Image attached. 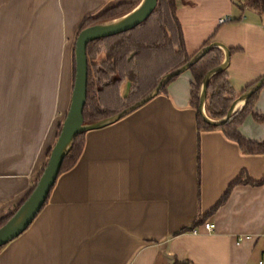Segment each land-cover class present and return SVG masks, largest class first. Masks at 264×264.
Instances as JSON below:
<instances>
[{
    "label": "crops",
    "instance_id": "0c3cea01",
    "mask_svg": "<svg viewBox=\"0 0 264 264\" xmlns=\"http://www.w3.org/2000/svg\"><path fill=\"white\" fill-rule=\"evenodd\" d=\"M128 1L0 0V220L30 194L57 140L83 19ZM248 2L178 0L175 11L188 55L209 39L230 49L236 95L264 75V4ZM191 82L185 70L119 121L86 132L77 164L0 249V264H259L264 155L198 129ZM129 88L122 82L119 95ZM253 110L264 116V85ZM238 131L264 142L251 115ZM240 176L257 185L232 186Z\"/></svg>",
    "mask_w": 264,
    "mask_h": 264
},
{
    "label": "trees",
    "instance_id": "16d2710c",
    "mask_svg": "<svg viewBox=\"0 0 264 264\" xmlns=\"http://www.w3.org/2000/svg\"><path fill=\"white\" fill-rule=\"evenodd\" d=\"M177 1L157 0L153 12L135 28L117 35L93 40L86 45V102L82 112L84 125L102 122L141 100L158 85L164 75L183 66L191 59L193 55L190 56L186 53L181 25L175 14ZM140 2L141 0L121 2L96 15L86 16L80 25L79 31L95 22L102 21L103 23L119 18L133 10ZM261 4H264V0H249L248 2L251 7H259ZM212 42H214L212 39L207 40L201 48ZM74 47L75 42L73 50ZM223 59V49L212 46L197 62L187 69L192 76L190 102L196 109L198 129L222 132L226 138L238 145L244 155H264V142L247 141L242 138L238 131L241 123L248 115H251L256 122L264 125V116L253 110L260 88L245 99L241 109L225 123L215 126L209 125L203 120L198 110L203 79L206 73L220 65ZM225 70L226 68L214 72L207 81L204 112L206 117L212 121H220L225 118L234 100L260 79L254 81L239 95H236L228 82ZM74 75L75 62L73 60V82ZM176 76L167 79L158 93L164 92L166 85ZM124 81L129 82L130 88L127 95L121 97L119 95V85ZM60 130L61 126L58 135ZM85 134L78 135L73 141L70 150L63 159L59 175L68 172L77 164L84 148ZM242 177L240 176L232 186L240 184L257 185ZM17 210L0 220V228L14 216Z\"/></svg>",
    "mask_w": 264,
    "mask_h": 264
},
{
    "label": "water",
    "instance_id": "95a60500",
    "mask_svg": "<svg viewBox=\"0 0 264 264\" xmlns=\"http://www.w3.org/2000/svg\"><path fill=\"white\" fill-rule=\"evenodd\" d=\"M156 4L157 0H141V2L127 14L108 22L89 25L83 28L77 34L74 47L75 75L70 104L66 113V117L62 123L58 138L50 151L46 166L35 188L26 199V201L22 204V206L17 210L14 216L0 228V248L4 247L9 242L20 236L29 227L36 215L39 213L44 203L46 202L51 188L56 182L63 159L67 155L73 141L78 135L94 129L103 128L107 125L119 121L120 119L128 115V113L135 110L136 108L150 100L152 97H154L156 94H158L167 79L187 70L192 64L197 62L201 58V56H203L212 46H218L222 48L225 56L220 65L212 68L206 73L201 85L200 103L198 110L201 113L203 120L207 124L215 126L227 122L234 113V108L237 101H245V99H247L252 93H254L264 85L263 75L246 92L242 93L236 100H234L225 118L220 121H212L208 119L204 112V100L206 98L207 81L211 74L218 70L226 68L230 56V51L226 47L218 42H212L211 44L201 48L200 51L193 55L186 64L164 75V77L159 81L158 85L141 100L102 122L92 125H84L82 112L86 102V45L93 40L110 37L135 28L149 17V15L156 7Z\"/></svg>",
    "mask_w": 264,
    "mask_h": 264
},
{
    "label": "built area",
    "instance_id": "2783aa9c",
    "mask_svg": "<svg viewBox=\"0 0 264 264\" xmlns=\"http://www.w3.org/2000/svg\"><path fill=\"white\" fill-rule=\"evenodd\" d=\"M225 19H221L220 22H224ZM203 229L205 230V232L209 233L213 230V226L211 224H204L203 225ZM194 235H197L198 232L197 231H193L192 232ZM259 264H264V258L261 260V262Z\"/></svg>",
    "mask_w": 264,
    "mask_h": 264
},
{
    "label": "rangeland",
    "instance_id": "374dc122",
    "mask_svg": "<svg viewBox=\"0 0 264 264\" xmlns=\"http://www.w3.org/2000/svg\"><path fill=\"white\" fill-rule=\"evenodd\" d=\"M108 21H110V20H108ZM108 21H105V22H108ZM98 23H102V21L95 22L94 24H98Z\"/></svg>",
    "mask_w": 264,
    "mask_h": 264
},
{
    "label": "bare ground",
    "instance_id": "6f19581e",
    "mask_svg": "<svg viewBox=\"0 0 264 264\" xmlns=\"http://www.w3.org/2000/svg\"><path fill=\"white\" fill-rule=\"evenodd\" d=\"M117 21V20H116ZM116 21H114V22H116Z\"/></svg>",
    "mask_w": 264,
    "mask_h": 264
}]
</instances>
